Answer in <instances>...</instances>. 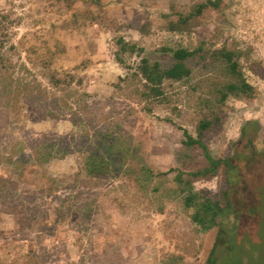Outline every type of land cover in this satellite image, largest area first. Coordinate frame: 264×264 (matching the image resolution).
Here are the masks:
<instances>
[{
	"label": "rangeland",
	"instance_id": "rangeland-1",
	"mask_svg": "<svg viewBox=\"0 0 264 264\" xmlns=\"http://www.w3.org/2000/svg\"><path fill=\"white\" fill-rule=\"evenodd\" d=\"M101 1L103 12L89 0L73 5L67 0H0V13L10 17L5 46L16 74L36 76L47 85L51 70L73 73L82 80L79 87L100 103L95 107L99 113L115 112L123 119L136 160L158 173L178 166L183 129L196 134V98L203 88L196 92L192 85L200 77L173 84L167 102L148 112L116 86L127 73L115 57L116 38L136 41L147 53L165 44L195 47L203 40L206 47L246 51L245 63L261 65L259 73L249 71L258 93L228 99L223 123L209 139L216 155H234L231 195L241 213L233 248L218 254L220 264H264V0H225L223 10L208 11L187 34L166 31L165 15L204 0ZM91 11L123 26L116 29ZM144 27L147 33L141 32ZM126 60L135 65L139 56L126 55ZM21 108L0 103V180L9 184L0 190V264H27L28 255H37L41 264H205L217 229L202 231L179 198L154 191L173 173L152 176L150 183L131 171L90 178L76 150L23 173L22 166L15 170L20 159H30L31 143L44 135L63 139L75 129L65 117L41 120ZM222 186L221 174L196 183L216 195ZM17 198L35 217L33 224H18L10 210Z\"/></svg>",
	"mask_w": 264,
	"mask_h": 264
},
{
	"label": "trees",
	"instance_id": "trees-1",
	"mask_svg": "<svg viewBox=\"0 0 264 264\" xmlns=\"http://www.w3.org/2000/svg\"><path fill=\"white\" fill-rule=\"evenodd\" d=\"M67 1L69 5H73L76 0ZM89 1L103 12L101 0ZM225 6V0H204L194 3L188 11L174 9L172 15H165L164 28L170 33H191L201 24L208 11H221ZM91 14L95 19L102 18L112 22L116 29L123 26L106 15L103 17L100 13ZM9 21L8 14L0 13V103L18 110L25 107L32 118L39 117L41 120L65 117L73 128L75 126L63 139L60 136L51 138L44 135L31 143L30 159H20L15 170L18 171L22 166L23 170L20 172L23 173L52 158L63 157L76 150L83 154V171L90 178H104L115 172L131 171V175L136 174V179L150 183L152 176H168L173 173L172 177L163 178V181L157 183L154 191L163 190L167 196L179 198L191 210L192 221L202 231L217 229L205 264H220L218 252L224 248L229 253L233 248L232 239L241 213L231 195L236 184L233 178L234 155H216L209 145V139L223 123L228 99L256 96L258 87L251 80L249 71L259 73L260 63H245L243 58L247 52L242 49L206 47L204 40L195 47L182 43L165 44L158 52L147 53L136 41L126 39L123 35L116 38L115 57L127 69L126 75L120 77L116 86L119 90H125V94L133 101L144 104L143 107L148 112L153 111L154 105L167 102L169 88L173 84H188L196 76L200 77L192 85L196 92L203 88L196 98L199 106L196 134L183 129L182 146L177 151L178 166L155 173L151 166L136 160L131 136L123 132V119L115 116V112L99 113V109L95 107L100 103L91 100V94L79 87L82 80H76L73 73L51 70L47 74V85L36 76L16 74V67L5 46L9 41ZM147 31L145 27L141 29L142 33ZM14 47V44L10 45L11 50ZM133 54L138 55L139 60L135 65H130L126 55ZM23 68L29 71L26 66ZM242 130L244 135L245 128ZM219 174L223 176L220 194H212L208 189L196 187L198 181H208ZM7 187L9 184L0 180V190L6 191ZM10 207L18 224L35 222L33 214H26L21 199H13ZM25 262L41 264L37 255H28Z\"/></svg>",
	"mask_w": 264,
	"mask_h": 264
}]
</instances>
